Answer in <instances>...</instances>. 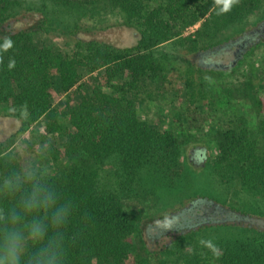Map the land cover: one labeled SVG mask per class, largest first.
I'll return each mask as SVG.
<instances>
[{
  "label": "trees",
  "instance_id": "16d2710c",
  "mask_svg": "<svg viewBox=\"0 0 264 264\" xmlns=\"http://www.w3.org/2000/svg\"><path fill=\"white\" fill-rule=\"evenodd\" d=\"M41 1L70 9L104 1L122 15L127 25L137 29L138 38L122 47L79 40L74 49L65 53L42 47L34 33L45 32L48 25L56 23L44 9L22 8L19 16L37 17V25L13 30L14 22L20 20L13 10L25 2ZM262 2L0 0V30L4 32L0 36V105L9 103L19 122L8 142L27 132L32 124L41 123L37 130L28 132V139L22 140L23 151L31 152L33 157L22 158L17 151L8 150L5 140L0 141V176L11 167L6 160L9 156H15L13 163L17 167L38 163L48 170L62 200L73 205L64 229L68 264H124L132 254L139 263L168 264L166 253L176 256L177 263L184 260L190 264L187 257L195 254H187L184 241L206 229L218 232L208 238L214 264H264V220L260 214L246 211L245 203V191L252 196L264 194V118L258 120L257 126L261 141L251 136L245 116L238 109L226 117V122L215 126L210 131L216 146L209 165L213 179L204 175L203 187L193 184L197 187L195 192L217 196L235 186L240 191L234 188L231 197L244 211L229 208L224 223L183 229L159 251L147 253L140 239L143 209L137 203L150 195L157 201L163 193V200L168 197L167 192L180 193L178 187L185 176L180 175L178 168L181 142L175 133L155 128L136 111L143 89L169 70L170 56L158 48L165 43L177 45L180 53L186 55L180 72L186 108L212 105L208 76L214 68L204 69L202 61L210 59L202 52L228 41L242 40L245 17ZM198 22L200 25L193 32L182 34ZM230 28L235 30L236 37L223 34ZM255 80L254 75L246 76L235 82L232 89L235 97L251 101L258 113L261 103ZM233 92L227 89L228 103ZM56 138L63 141L57 143ZM186 159L191 163L189 155ZM110 166L111 181L107 185L101 172ZM7 202L0 198V204ZM177 207L161 211L159 216L170 214ZM181 215H185L183 208L177 217L171 218ZM237 216H243L242 220H236Z\"/></svg>",
  "mask_w": 264,
  "mask_h": 264
},
{
  "label": "rangeland",
  "instance_id": "374dc122",
  "mask_svg": "<svg viewBox=\"0 0 264 264\" xmlns=\"http://www.w3.org/2000/svg\"><path fill=\"white\" fill-rule=\"evenodd\" d=\"M42 4L46 5V7H42ZM29 7L44 9V12L56 22L55 25H48L47 31L34 33L36 42L42 47H53L63 53L74 49L75 44L79 40H82L79 41L81 43L96 41L122 47L133 44L139 35L135 27L127 25L122 15L109 7L104 1L98 2L90 7H77L75 9L53 5L50 2H25L20 7L14 9L13 12L16 15L22 8ZM263 12L264 0L260 7L258 6L245 17V32L264 21V19H261ZM19 15L17 17L20 20L14 22L13 30L30 29L37 25V17L26 14L21 18ZM199 25L200 23L198 22L193 26L185 28L182 34L187 35L193 32ZM234 32L235 30L230 28L224 31L223 34L233 35L231 38H234L237 36L236 34L234 35ZM3 35L4 32L0 30V36ZM249 45L241 53L240 58H235L230 47L221 50H215L216 47L207 49L210 62L203 60L202 66L204 69L214 68V71L208 76L210 78L209 90L213 94V101H211L212 105L207 103L198 108H195L193 105L186 108L184 86L180 79V72L185 66L184 58L186 55L180 53V47H175L177 45L172 43H165L158 46L163 51V54L170 56L169 70L161 77H158V81L156 79L151 83L149 82L147 87L143 89L136 104V111L141 119L155 128L160 130L170 129L178 137L181 142L180 164L178 168L181 170L180 175L185 176V178L179 184L180 186L178 188L180 189V193L178 191L177 193L171 191L170 195L167 192L168 197L165 200L161 199L163 193L157 201L152 200V195H150L149 199L146 200L145 198L142 202L137 203V206L143 209L139 228L140 239L146 246L147 253L148 251L157 252L166 243L168 244L171 241L173 237L166 234L167 230L171 227L177 226L185 229L190 226L195 229L201 227H195L196 224L199 225V219L192 220L186 215H181L176 219L171 218L174 216L177 217L182 212V208L187 206L194 198L211 200L218 205H222L224 208H232L239 212L244 211L237 205L236 198L231 197L233 196L234 188L240 191L235 186L229 189L230 192L224 191L222 195L217 196L214 193L211 195L203 191L195 192L197 187L193 184L195 183L199 187H203L202 184L205 181L204 175L210 176L213 179V174H209V165L212 163L216 154V146L215 142L211 139L210 131L215 126L226 122V117L233 110L238 109L239 113L245 116L251 136L259 141L262 140V137L258 134L257 126L258 120L264 118V36ZM230 63L231 65H229ZM217 68L223 69L224 72L219 73ZM99 72H94L93 76H97ZM83 75L85 80L88 79V76H85L84 69ZM249 75H254L256 78L255 83L257 86L255 92H257L261 103H259L261 106H259L260 111L258 113L255 112V106L252 105L251 101L241 100L235 97V92L232 89L235 82L244 80ZM227 89L233 92V95H230V103L226 101ZM18 123L10 104L0 105V141L5 140L9 144L8 150L17 151L22 158L33 157L34 155L31 152L23 151L22 146L24 144L22 140L25 138L28 139V132L37 130L41 126V123L38 121L32 124L27 132L20 136L12 137L8 142L9 135L15 131ZM62 141L63 139L56 138L57 143ZM29 144L30 140L26 143V147ZM192 148L202 151V158L195 159V164H192V162L189 163L186 159L187 155L190 156L192 154ZM192 156L194 155L192 154ZM110 168L112 167L105 168L101 172V177L104 179L102 181L107 185L111 181L109 175ZM185 181H188L191 188L187 187ZM159 190L160 192H164L163 189ZM185 191L187 193L181 195ZM245 203L247 204L246 211H252L251 213L255 212L254 215L258 214L257 216L260 214L259 217L262 216L261 219L264 220L263 193L252 196V194H247L245 191ZM176 206L178 207L175 211H172V214L164 215L167 216V220L164 216H159L161 211ZM220 210L223 209L220 208ZM169 219L172 220L168 221ZM218 222L213 225L224 223V221L220 222L219 220ZM202 226H206V224ZM217 233L215 229H206L204 232L191 235L190 238L185 239V251L187 254H195L194 256L190 255L187 257L190 264H214L215 259L211 257L208 249L209 244H211L208 238H210V234L214 235ZM164 257L168 261V264H186L184 260L177 263L176 256L172 254L169 255L166 253ZM124 264L143 263H139L137 258L132 254V256L125 260Z\"/></svg>",
  "mask_w": 264,
  "mask_h": 264
},
{
  "label": "clouds",
  "instance_id": "9594fccd",
  "mask_svg": "<svg viewBox=\"0 0 264 264\" xmlns=\"http://www.w3.org/2000/svg\"><path fill=\"white\" fill-rule=\"evenodd\" d=\"M15 156L0 176V264H68L65 227L73 213L48 170L38 163L17 167Z\"/></svg>",
  "mask_w": 264,
  "mask_h": 264
},
{
  "label": "flooded vegetation",
  "instance_id": "af4514ba",
  "mask_svg": "<svg viewBox=\"0 0 264 264\" xmlns=\"http://www.w3.org/2000/svg\"><path fill=\"white\" fill-rule=\"evenodd\" d=\"M262 35H264V22H261L258 24L256 27L252 28L248 32H245V36H242V40L236 39L234 41H228L225 44H222L220 47H216L215 50L218 49H225L230 47L232 50V53L234 54L235 58H240L241 53L245 50L247 46L252 42V40L256 41L259 39ZM213 50V51H215ZM208 56L209 52L204 51L202 52V55ZM207 61H209L207 59ZM210 62V61H209ZM233 63V61H231ZM216 66V65H215ZM221 67V66H220ZM192 154L189 156L192 158V164L196 163L195 159H201L202 158V151L201 150H194L192 148ZM196 151V152H195ZM204 157V156H203ZM222 208L223 210H220ZM229 208H224L222 205L216 204L214 201L211 200H205V199H200V198H194L192 201L188 203L187 206L183 208V213L191 218L192 220L199 219L200 223L199 225L196 224L195 227L202 226L204 224L210 225V224H215L219 223L218 220L224 221L226 219L225 214L229 212ZM188 211V212H187ZM171 212L170 214H172ZM230 214V213H228ZM171 216V215H170ZM243 216H237L236 220H242ZM167 220V218H165ZM170 221V220H168ZM237 221V222H238ZM236 222V221H235ZM197 223V222H196ZM194 228L192 226L188 228H183V227H171L169 230H167L166 234L171 235V237H175L177 234L183 232L184 230ZM184 229V230H183Z\"/></svg>",
  "mask_w": 264,
  "mask_h": 264
},
{
  "label": "water",
  "instance_id": "95a60500",
  "mask_svg": "<svg viewBox=\"0 0 264 264\" xmlns=\"http://www.w3.org/2000/svg\"><path fill=\"white\" fill-rule=\"evenodd\" d=\"M264 22V21H263Z\"/></svg>",
  "mask_w": 264,
  "mask_h": 264
}]
</instances>
